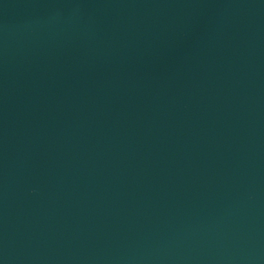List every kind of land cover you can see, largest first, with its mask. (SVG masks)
Wrapping results in <instances>:
<instances>
[{
	"label": "water",
	"instance_id": "obj_1",
	"mask_svg": "<svg viewBox=\"0 0 264 264\" xmlns=\"http://www.w3.org/2000/svg\"><path fill=\"white\" fill-rule=\"evenodd\" d=\"M0 264H264V0H0Z\"/></svg>",
	"mask_w": 264,
	"mask_h": 264
}]
</instances>
